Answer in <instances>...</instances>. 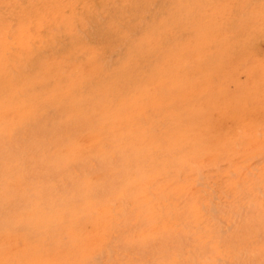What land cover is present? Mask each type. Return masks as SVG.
<instances>
[{
    "label": "bare ground",
    "instance_id": "6f19581e",
    "mask_svg": "<svg viewBox=\"0 0 264 264\" xmlns=\"http://www.w3.org/2000/svg\"><path fill=\"white\" fill-rule=\"evenodd\" d=\"M0 264H264V0H0Z\"/></svg>",
    "mask_w": 264,
    "mask_h": 264
}]
</instances>
